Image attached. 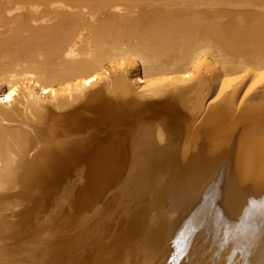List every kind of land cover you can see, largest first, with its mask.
Returning a JSON list of instances; mask_svg holds the SVG:
<instances>
[{"label":"bare ground","instance_id":"6f19581e","mask_svg":"<svg viewBox=\"0 0 264 264\" xmlns=\"http://www.w3.org/2000/svg\"><path fill=\"white\" fill-rule=\"evenodd\" d=\"M0 264H264V0H0Z\"/></svg>","mask_w":264,"mask_h":264}]
</instances>
